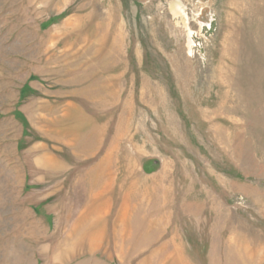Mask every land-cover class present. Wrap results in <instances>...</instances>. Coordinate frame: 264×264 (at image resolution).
<instances>
[{
	"label": "rangeland",
	"instance_id": "rangeland-1",
	"mask_svg": "<svg viewBox=\"0 0 264 264\" xmlns=\"http://www.w3.org/2000/svg\"><path fill=\"white\" fill-rule=\"evenodd\" d=\"M0 264H264V0H0Z\"/></svg>",
	"mask_w": 264,
	"mask_h": 264
},
{
	"label": "bare ground",
	"instance_id": "bare-ground-1",
	"mask_svg": "<svg viewBox=\"0 0 264 264\" xmlns=\"http://www.w3.org/2000/svg\"><path fill=\"white\" fill-rule=\"evenodd\" d=\"M67 240V239H66Z\"/></svg>",
	"mask_w": 264,
	"mask_h": 264
}]
</instances>
